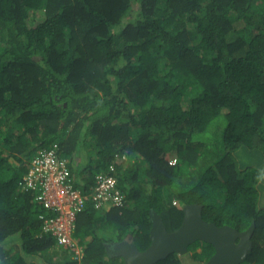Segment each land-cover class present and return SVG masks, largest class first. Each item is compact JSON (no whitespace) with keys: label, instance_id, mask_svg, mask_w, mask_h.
<instances>
[{"label":"trees","instance_id":"trees-1","mask_svg":"<svg viewBox=\"0 0 264 264\" xmlns=\"http://www.w3.org/2000/svg\"><path fill=\"white\" fill-rule=\"evenodd\" d=\"M54 145L84 193L113 174L124 196L86 202L78 261L24 186ZM191 204L254 225L242 264H264V0H0V264H126L111 244L145 251L150 213L173 232ZM214 254L200 240L156 264Z\"/></svg>","mask_w":264,"mask_h":264},{"label":"built area","instance_id":"built-area-1","mask_svg":"<svg viewBox=\"0 0 264 264\" xmlns=\"http://www.w3.org/2000/svg\"><path fill=\"white\" fill-rule=\"evenodd\" d=\"M24 186L37 191V202L46 213L41 215L45 230H51L57 236L60 246L74 249L77 253L73 231L76 218L86 202L90 200L96 209L103 210L124 205V196L118 190L113 174H98L89 192L84 193L78 188L70 164L58 154L57 145L33 158Z\"/></svg>","mask_w":264,"mask_h":264},{"label":"water","instance_id":"water-1","mask_svg":"<svg viewBox=\"0 0 264 264\" xmlns=\"http://www.w3.org/2000/svg\"><path fill=\"white\" fill-rule=\"evenodd\" d=\"M182 225L169 232L162 217L155 211L150 213L152 220L151 245L140 251L133 236L111 244L107 251L111 257H122L126 264H156L170 254L184 255L197 241L212 244L215 254L209 264H242L253 250L252 236L255 226L239 231L230 226L219 227L204 220L201 205L191 204L184 207ZM113 249L110 251V247Z\"/></svg>","mask_w":264,"mask_h":264},{"label":"clouds","instance_id":"clouds-1","mask_svg":"<svg viewBox=\"0 0 264 264\" xmlns=\"http://www.w3.org/2000/svg\"><path fill=\"white\" fill-rule=\"evenodd\" d=\"M77 246H78L77 249L79 250V253H77L76 250L73 249L74 250L73 259L76 260V261L81 260L83 258V256H84L82 247L79 244H77Z\"/></svg>","mask_w":264,"mask_h":264},{"label":"rangeland","instance_id":"rangeland-1","mask_svg":"<svg viewBox=\"0 0 264 264\" xmlns=\"http://www.w3.org/2000/svg\"><path fill=\"white\" fill-rule=\"evenodd\" d=\"M83 157H84V160H85V157H87L86 155L84 156V154H83ZM243 160L245 161V162H248L249 161V158H248V156L247 157H243ZM175 162L177 163V160L175 159V158H173L172 159V161H170V163L171 164H175ZM77 178V177H76ZM201 249H199V251H200Z\"/></svg>","mask_w":264,"mask_h":264},{"label":"flooded vegetation","instance_id":"flooded-vegetation-1","mask_svg":"<svg viewBox=\"0 0 264 264\" xmlns=\"http://www.w3.org/2000/svg\"><path fill=\"white\" fill-rule=\"evenodd\" d=\"M124 240H128V241H129V236H128L126 239H124ZM124 240H123V241H124ZM112 249H113V247L111 246V247H110V251H111Z\"/></svg>","mask_w":264,"mask_h":264}]
</instances>
